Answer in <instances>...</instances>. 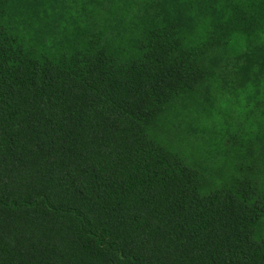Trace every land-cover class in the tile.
Here are the masks:
<instances>
[{
  "label": "trees",
  "instance_id": "trees-1",
  "mask_svg": "<svg viewBox=\"0 0 264 264\" xmlns=\"http://www.w3.org/2000/svg\"><path fill=\"white\" fill-rule=\"evenodd\" d=\"M191 7L205 23L195 47L172 19L128 60L91 45L34 54L0 21V264H264L253 184L201 192L144 129L227 34L251 42L243 69L264 84V0Z\"/></svg>",
  "mask_w": 264,
  "mask_h": 264
},
{
  "label": "rangeland",
  "instance_id": "rangeland-1",
  "mask_svg": "<svg viewBox=\"0 0 264 264\" xmlns=\"http://www.w3.org/2000/svg\"><path fill=\"white\" fill-rule=\"evenodd\" d=\"M197 1L0 0V21L10 23L19 43L34 54L57 57L91 45L128 60L151 25L172 19L195 47L205 23L187 10ZM223 40L200 60L204 77L193 90L169 98L144 129L197 171L201 192L240 181L252 183L264 198L260 67L251 65L244 72L243 56L250 46L246 36L230 33ZM255 227L264 237V214Z\"/></svg>",
  "mask_w": 264,
  "mask_h": 264
}]
</instances>
